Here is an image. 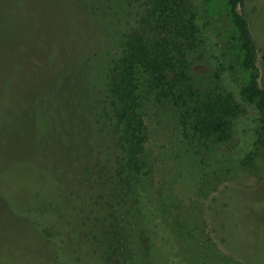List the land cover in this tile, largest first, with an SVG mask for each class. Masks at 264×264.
Returning a JSON list of instances; mask_svg holds the SVG:
<instances>
[{
	"label": "trees",
	"instance_id": "obj_1",
	"mask_svg": "<svg viewBox=\"0 0 264 264\" xmlns=\"http://www.w3.org/2000/svg\"><path fill=\"white\" fill-rule=\"evenodd\" d=\"M226 1L240 68L228 63L219 38L202 20L210 0L57 1V8L69 7L83 37L70 45L56 37L61 51L47 50L44 61L72 108L78 159L69 169L74 180L55 178V195L67 207L53 202L64 223L50 225V237L59 245L76 239L82 264H183L174 239L189 226L194 234L200 212L216 214L213 202L207 207L194 197L215 189V178L253 167L264 148L258 43L244 0ZM161 104L177 115L185 150H177V157L185 162L175 168L191 193L168 185L161 174L165 156L154 148L149 126ZM55 138L65 144L63 135L50 141ZM27 157L20 159L34 162ZM42 161L45 170L50 162L66 169L53 156ZM81 219L86 231L78 237L73 227Z\"/></svg>",
	"mask_w": 264,
	"mask_h": 264
},
{
	"label": "rangeland",
	"instance_id": "obj_2",
	"mask_svg": "<svg viewBox=\"0 0 264 264\" xmlns=\"http://www.w3.org/2000/svg\"><path fill=\"white\" fill-rule=\"evenodd\" d=\"M57 1L0 0V264H82L76 239L67 237L68 245L60 244L67 252L61 254L63 249L50 237V225L64 223L53 202L67 207L66 200L55 195V178L74 180L69 169L77 166L78 159L71 141L72 108L44 61L47 50L60 53L56 37L69 45L83 37L81 26L66 10L69 7L57 8ZM243 11L258 43L264 83V0H244ZM204 17L222 43L228 63L240 68L237 31L227 1L210 0ZM128 18L124 13L122 19ZM156 110L149 126L154 148L165 156L161 174L168 185L191 193L190 183L179 180L175 168L179 160L185 162L177 157V150L185 152L177 115L167 104ZM57 134L64 136L63 146L57 138L50 141ZM24 156H33L34 162L21 161ZM50 156L66 169L53 162L43 169L42 157ZM217 178L215 189L194 197L207 207L213 202L216 214L209 209L200 212L194 234H188L193 227L189 226L180 240L174 237L182 263L264 264V148L253 167L241 166ZM40 203L45 210L38 207ZM83 220L70 228L78 230V237L86 231Z\"/></svg>",
	"mask_w": 264,
	"mask_h": 264
}]
</instances>
